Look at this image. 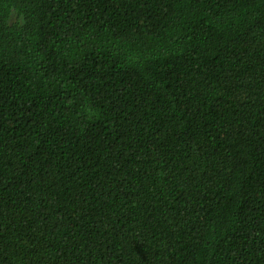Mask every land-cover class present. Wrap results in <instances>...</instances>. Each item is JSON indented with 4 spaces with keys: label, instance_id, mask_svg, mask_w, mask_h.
I'll list each match as a JSON object with an SVG mask.
<instances>
[{
    "label": "trees",
    "instance_id": "1",
    "mask_svg": "<svg viewBox=\"0 0 264 264\" xmlns=\"http://www.w3.org/2000/svg\"><path fill=\"white\" fill-rule=\"evenodd\" d=\"M0 264H264V0H0Z\"/></svg>",
    "mask_w": 264,
    "mask_h": 264
}]
</instances>
